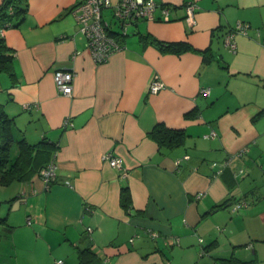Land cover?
<instances>
[{"label": "crops", "instance_id": "1", "mask_svg": "<svg viewBox=\"0 0 264 264\" xmlns=\"http://www.w3.org/2000/svg\"><path fill=\"white\" fill-rule=\"evenodd\" d=\"M82 1L27 0L20 24L2 32L13 75L0 74V103L26 139L57 147L49 189L35 172L5 215L21 262L78 264L85 233L96 264H218L232 255L264 264V0H155L153 18L125 35L104 8L123 48L102 63L71 11ZM237 22L248 28L231 50L224 37ZM148 35L191 48L163 52ZM55 70L73 73L71 95L58 90ZM155 75L165 86L149 94ZM157 123L184 130V143L159 148L148 135ZM106 151L122 158L125 176L102 159ZM238 201L246 205L232 210Z\"/></svg>", "mask_w": 264, "mask_h": 264}, {"label": "trees", "instance_id": "2", "mask_svg": "<svg viewBox=\"0 0 264 264\" xmlns=\"http://www.w3.org/2000/svg\"><path fill=\"white\" fill-rule=\"evenodd\" d=\"M26 11L27 0H3L0 3V30L19 25ZM109 33L115 36L112 31H109ZM146 37L151 44L163 52L180 53L191 48L184 42H162L150 35ZM202 52L204 53V60H208L205 51ZM12 64L13 53L6 45L0 32V74L8 73L12 76ZM148 135L162 149H173L182 145L187 136L184 130L168 128L161 123L154 125ZM13 146H16L17 153L12 157L10 152ZM56 148L55 143L48 141L46 137L34 143L29 142L22 135L21 130L14 125L13 119L6 113L3 104L0 103V185L8 186L14 182H22L30 178L35 172L39 173L40 169L51 161ZM15 198L14 196L9 202H12ZM120 205L125 211H129L132 206L127 186L121 187ZM223 205L224 203L221 204V206ZM1 224H4L9 230L6 216H0ZM157 236L149 237L156 239ZM80 242L82 247H76L78 264H96L97 256L92 249L91 238L83 233ZM208 248L209 245L203 246L202 252H207ZM218 264H256V262L255 260H241L232 255L227 258H218Z\"/></svg>", "mask_w": 264, "mask_h": 264}, {"label": "built area", "instance_id": "3", "mask_svg": "<svg viewBox=\"0 0 264 264\" xmlns=\"http://www.w3.org/2000/svg\"><path fill=\"white\" fill-rule=\"evenodd\" d=\"M157 6L158 4L155 0H117L115 3H112L110 0H83L74 5L71 11L77 23L80 25L81 31L87 38V45L94 61L96 63H102L107 61L114 52L123 48L121 43L109 33V25L102 18V10L104 8H111L112 17L120 28V34L125 35L129 24L138 19H152ZM194 9L195 4L193 2L186 3V18L190 23L194 22ZM161 12L164 18L167 19L168 11L166 6L161 7ZM247 28V23L237 22L234 29L226 33L224 37L225 45L229 49L234 50L236 46L234 41L235 33L245 34ZM0 32L2 33L3 30H0ZM53 77L58 90L63 95L69 96L72 94L74 75L71 71L55 70ZM164 86V82L155 75L148 85L147 92L149 94H155L163 89ZM202 93L208 94L209 90L202 89ZM214 134V131L210 132L211 136ZM102 159L111 167L121 170L123 176L127 174L122 164V158L112 151H106L102 155ZM179 161L180 159H177L176 164ZM38 175L42 181L43 189L48 190L52 181L55 180V165L53 161H50L45 167L41 168ZM201 194L196 193L195 198H199ZM245 205V201L234 202L232 210H236ZM147 232L150 237L157 236L155 231L148 230ZM130 241H132V238ZM60 263L61 260L57 261V264Z\"/></svg>", "mask_w": 264, "mask_h": 264}, {"label": "rangeland", "instance_id": "4", "mask_svg": "<svg viewBox=\"0 0 264 264\" xmlns=\"http://www.w3.org/2000/svg\"><path fill=\"white\" fill-rule=\"evenodd\" d=\"M30 132H32V128L28 129V134H30ZM37 139L38 137H27V140L30 142H34ZM14 152L15 149H13V154ZM19 187V182H14L8 186L0 185L1 217H4L9 212L11 208V202H9V200L18 194ZM7 229L8 228L4 224L0 225V264H26L21 262L22 256L25 253L24 248L20 245H14L15 242H13V239L15 237H13L11 232ZM18 236H20V234H18ZM61 260H64V258L61 257ZM69 261L70 260L68 259L67 264H70Z\"/></svg>", "mask_w": 264, "mask_h": 264}]
</instances>
